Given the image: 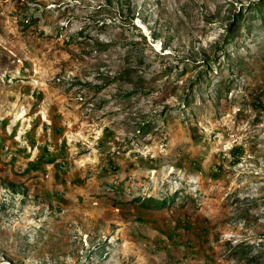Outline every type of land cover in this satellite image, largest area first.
<instances>
[{
	"label": "rangeland",
	"instance_id": "rangeland-1",
	"mask_svg": "<svg viewBox=\"0 0 264 264\" xmlns=\"http://www.w3.org/2000/svg\"><path fill=\"white\" fill-rule=\"evenodd\" d=\"M260 1L0 0V264H264Z\"/></svg>",
	"mask_w": 264,
	"mask_h": 264
},
{
	"label": "trees",
	"instance_id": "trees-1",
	"mask_svg": "<svg viewBox=\"0 0 264 264\" xmlns=\"http://www.w3.org/2000/svg\"><path fill=\"white\" fill-rule=\"evenodd\" d=\"M247 11H242L238 13H234L231 18V23L229 24V28L227 30V34L224 38V53L222 54V59H228L229 58V51H228V46L233 43V38L237 37L236 33L238 32L239 28V22L241 21L242 24L245 23V20H247L251 23L253 22H258L260 26L264 27V0L260 1L259 3H256L254 5H251L249 7L245 8ZM244 9V10H245ZM248 16V17H247ZM250 27H247V31L249 30ZM215 59V58H214ZM214 59L212 58L211 60L207 61V64H205L204 70L201 71L200 75L198 78L202 77V79L198 80L196 87H199L201 83L208 78V76L217 73L218 71L216 70L214 65ZM220 80L218 83L217 87L215 88V93H216V99L218 100L221 97L224 96V94L229 90V84L227 83L225 85V82ZM225 85V86H224ZM187 105H190V102H186ZM140 129L137 131L141 135L148 134V125H141L139 127ZM174 194L171 197H147L143 201H141V205L143 204L147 208H154L155 210H162L166 208H171L178 206L180 208L185 207L187 204L191 202H195V200L190 197L185 189H176L173 191ZM140 198H133L131 199V202L135 204L136 202H139Z\"/></svg>",
	"mask_w": 264,
	"mask_h": 264
},
{
	"label": "crops",
	"instance_id": "crops-1",
	"mask_svg": "<svg viewBox=\"0 0 264 264\" xmlns=\"http://www.w3.org/2000/svg\"><path fill=\"white\" fill-rule=\"evenodd\" d=\"M1 139V138H0ZM1 141V140H0ZM0 146H3V144H1ZM8 146V145H7ZM10 146V145H9ZM8 146V147H9ZM17 147V146H16ZM24 148V147H23ZM28 149H29V147H28ZM9 150H11V151H9L10 153H7L6 155H8L9 156V159H11L12 160V158H16L17 156L15 155V157L12 155V153H15V154H17L16 152V149H15V151H14V149H13V147H12V145H11V148L9 147ZM1 152H4V151H2L1 150ZM12 152V153H11ZM5 153V152H4Z\"/></svg>",
	"mask_w": 264,
	"mask_h": 264
}]
</instances>
